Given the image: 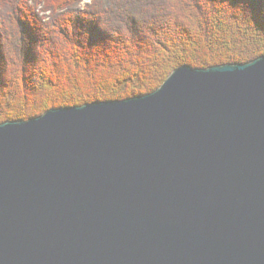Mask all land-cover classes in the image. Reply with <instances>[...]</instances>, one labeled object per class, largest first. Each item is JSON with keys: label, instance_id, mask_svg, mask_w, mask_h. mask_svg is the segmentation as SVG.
I'll return each mask as SVG.
<instances>
[{"label": "water", "instance_id": "obj_1", "mask_svg": "<svg viewBox=\"0 0 264 264\" xmlns=\"http://www.w3.org/2000/svg\"><path fill=\"white\" fill-rule=\"evenodd\" d=\"M0 264H264V56L1 123Z\"/></svg>", "mask_w": 264, "mask_h": 264}, {"label": "trees", "instance_id": "obj_2", "mask_svg": "<svg viewBox=\"0 0 264 264\" xmlns=\"http://www.w3.org/2000/svg\"><path fill=\"white\" fill-rule=\"evenodd\" d=\"M84 1L0 0V124L143 96L182 65L264 56V0Z\"/></svg>", "mask_w": 264, "mask_h": 264}, {"label": "built area", "instance_id": "obj_3", "mask_svg": "<svg viewBox=\"0 0 264 264\" xmlns=\"http://www.w3.org/2000/svg\"><path fill=\"white\" fill-rule=\"evenodd\" d=\"M31 3L33 4L34 2L31 1ZM88 3H91V0H86V2L84 1V2L81 4V6L84 7V6H86V4H88ZM35 7H36V12L41 13L42 17H43V18L46 17L45 19H46V21H48V19H47V18H48V15H52L51 11L45 9L44 4H42V3H38V4H36Z\"/></svg>", "mask_w": 264, "mask_h": 264}]
</instances>
